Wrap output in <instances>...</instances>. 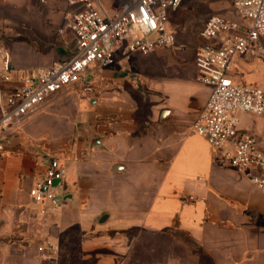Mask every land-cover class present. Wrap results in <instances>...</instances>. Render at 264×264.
<instances>
[{"label": "crops", "instance_id": "crops-1", "mask_svg": "<svg viewBox=\"0 0 264 264\" xmlns=\"http://www.w3.org/2000/svg\"><path fill=\"white\" fill-rule=\"evenodd\" d=\"M68 10L65 0H0L14 82L74 54L73 34L59 32ZM178 12L173 48L120 50L112 66L90 69L92 92L67 86L0 132V264L62 263L75 248L94 264H128L136 231L184 232L211 264H264V194L193 132L211 93L194 62L206 20L184 29ZM230 75L264 89L261 57H236ZM238 120L264 133L261 118ZM50 158L67 174L55 199L36 205Z\"/></svg>", "mask_w": 264, "mask_h": 264}, {"label": "built area", "instance_id": "built-area-1", "mask_svg": "<svg viewBox=\"0 0 264 264\" xmlns=\"http://www.w3.org/2000/svg\"><path fill=\"white\" fill-rule=\"evenodd\" d=\"M65 1L69 10L59 32L70 31L76 44L68 59L45 72L24 73L14 82L11 53L0 44V132L21 123L43 100L67 86L78 83L83 92H92L87 72L112 66L120 50L148 55L173 48L171 17L191 0ZM224 1L247 23L218 14L207 18L194 62L211 93L192 129L264 194V133L258 137L238 128L242 113L264 121V89L238 83L230 75L236 57L258 56L264 61V0ZM66 174V165L50 158L32 190L34 204L53 201L54 185Z\"/></svg>", "mask_w": 264, "mask_h": 264}, {"label": "rangeland", "instance_id": "rangeland-1", "mask_svg": "<svg viewBox=\"0 0 264 264\" xmlns=\"http://www.w3.org/2000/svg\"><path fill=\"white\" fill-rule=\"evenodd\" d=\"M182 14L183 17H181ZM213 14L239 19L232 6L224 0H191L182 6L176 19H173V23L181 22L185 26L184 29L192 27L199 29V25ZM174 30L177 33V29ZM92 74V70L87 72L88 76ZM131 237L134 240V246L128 264H211L209 260L199 258V254H201L199 244L184 232L147 234L136 231L132 232ZM8 256L1 254L0 259L5 260L4 257L8 258ZM45 260H47L45 264L52 262L49 257ZM55 264L94 263L92 260L83 259V253L75 248L70 254V258Z\"/></svg>", "mask_w": 264, "mask_h": 264}, {"label": "water", "instance_id": "water-1", "mask_svg": "<svg viewBox=\"0 0 264 264\" xmlns=\"http://www.w3.org/2000/svg\"><path fill=\"white\" fill-rule=\"evenodd\" d=\"M60 184H61V181H57V182L55 183V185H54L55 189H57V188L60 186Z\"/></svg>", "mask_w": 264, "mask_h": 264}]
</instances>
